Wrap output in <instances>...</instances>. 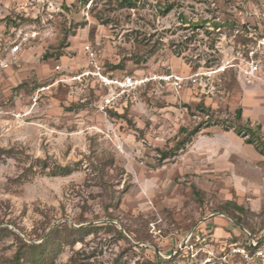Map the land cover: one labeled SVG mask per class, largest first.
Segmentation results:
<instances>
[{"label":"rangeland","instance_id":"rangeland-1","mask_svg":"<svg viewBox=\"0 0 264 264\" xmlns=\"http://www.w3.org/2000/svg\"><path fill=\"white\" fill-rule=\"evenodd\" d=\"M121 1L3 0L0 58L21 32L58 34L0 73L16 114L0 117V264H264L245 258L264 249V157L241 160L236 142L253 145L234 131L249 121L264 139V0ZM180 127L219 133L177 151Z\"/></svg>","mask_w":264,"mask_h":264},{"label":"trees","instance_id":"trees-1","mask_svg":"<svg viewBox=\"0 0 264 264\" xmlns=\"http://www.w3.org/2000/svg\"><path fill=\"white\" fill-rule=\"evenodd\" d=\"M121 5L122 6H125V7H128V8H136V5H137V0H122L121 1ZM171 9V5L168 4V5H165L164 7H161V11L166 13L168 12V10ZM181 22L185 25H188L190 27H192L193 29H197L198 27H201V26H205V24L207 23H210L212 24V26L215 27V29H219V28H222V27H227L229 25H233V22H230V21H224V22H217L215 19L213 20H210V21H199V22H195V21H192V20H189L188 18H186L183 14H180L179 16ZM68 39V37H66ZM69 46L68 43H65L62 45V48L64 47H67ZM236 118L238 120H242L243 116H242V110L241 109H238L236 111ZM232 127H227L226 130H230ZM261 125L258 124L256 128L252 127V124L247 121V124L241 128V129H237V128H234V131L238 134V135H241L243 137H248L246 140H247V143L253 145L255 147V149L261 154L264 156V139L262 137V135L260 134L261 133ZM201 128L198 127L196 129H194L193 131L189 132V131H186L185 129H181L182 132H189L188 135L183 141H180L178 142V144L176 145V149L175 150H183L184 148L187 147L188 144L192 143V138L197 136L200 132ZM245 132V133H243ZM164 159H168L169 157H171V153H166V152H163L162 153ZM43 163H45L43 161ZM45 167H46V164H45ZM74 172V169H72L71 167H61V166H57V168L55 170H53L51 172V174L53 176H67V175H70ZM226 205H230V206H234L235 208H237L239 211H243V208L242 207H238L234 202H226ZM59 229H55L54 231H52V233L50 234V237L48 238V240L54 235L55 232H57ZM82 230H86V229H82ZM88 232V230H87ZM50 244H48L49 246ZM38 247H41V246H36V245H30V255L35 257V255L37 254L39 248ZM45 246H43L44 248ZM42 248V249H43ZM48 255V253H47ZM25 256H22V253H18L17 254V257H16V261L18 262V264L20 263V260L22 258H24Z\"/></svg>","mask_w":264,"mask_h":264},{"label":"built area","instance_id":"built-area-1","mask_svg":"<svg viewBox=\"0 0 264 264\" xmlns=\"http://www.w3.org/2000/svg\"><path fill=\"white\" fill-rule=\"evenodd\" d=\"M3 0H0V14L4 11L2 8ZM58 31L56 27L54 26H47L44 27L40 31H34L30 32H21L14 43H12L11 47L8 49H5V53L3 57L0 58V73L3 71H6L13 66L18 64L19 59L21 58V55L23 54V51L26 47H30L33 41L36 40H50L57 36ZM87 53L90 55V59L93 61V65L100 69L97 65V59H98V53L94 49H90V47H86ZM99 77L105 81L108 85H119L120 88H122L125 91H127L128 88L134 87L137 84V81L134 80L133 77L128 76L123 78L121 81L109 79L105 76H102L100 73H98ZM168 81L174 82L176 86H179V83L182 81V78L179 76L171 75L167 79ZM16 116L15 112L12 110H7L2 107H0V117L5 116ZM20 115V113L18 114ZM244 254V253H243ZM245 258L247 260H253V258H259L264 259V249H258L253 256L249 257L248 255H245Z\"/></svg>","mask_w":264,"mask_h":264},{"label":"crops","instance_id":"crops-1","mask_svg":"<svg viewBox=\"0 0 264 264\" xmlns=\"http://www.w3.org/2000/svg\"><path fill=\"white\" fill-rule=\"evenodd\" d=\"M197 74L198 73H194V76L196 77L197 76ZM196 80V79H195ZM197 83V82H196ZM194 85H196V84H194ZM195 88H197V87H193L192 88V93H194V94H196V95H198V91L195 89ZM195 90V91H194ZM245 101H247L248 103V105H252V104H257L258 103V106H260V107H255V108H262L261 107V105H262V102H263V100L261 101V100H253L252 98H245ZM190 105H193V104H197V103H200V101H199V98H197V97H193V98H191L190 99V102L189 101H187ZM207 104V103H206ZM257 113H261V110H259ZM184 115H183V117L185 118V116H186V114L185 113H183ZM178 117L179 116V114L176 112L175 113V117ZM262 116V115H261ZM175 117H173V118H175ZM258 118V117H257ZM263 120H264V118H263ZM262 122V121H261ZM180 128H182V127H180ZM219 133V129L217 130V129H214V128H204V127H202L201 128V130H200V132H199V134H218ZM198 134V135H199ZM226 135H228V137L230 138V139H234V136H236L235 134L236 133H233V132H226L225 133ZM197 139L198 140H196L195 141V144H194V149L195 148H201V147H198V143L197 142H201V143H203L204 141H205V138H203V136L201 137V136H198L197 137ZM236 146L239 148V149H236V150H240V155H238V156H241V157H239L241 160H242V152L244 151L245 153V155L246 156H250L251 157V159H253V161L254 162H259L264 156L263 155H261L253 146H246V147H243V145L242 144H239L238 142H236ZM187 148H190V146H188ZM237 155V154H236ZM244 158V157H243Z\"/></svg>","mask_w":264,"mask_h":264}]
</instances>
